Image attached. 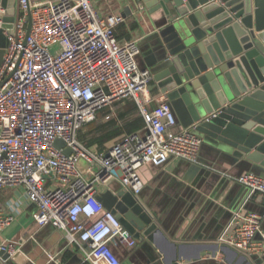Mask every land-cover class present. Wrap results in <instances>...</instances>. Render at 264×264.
<instances>
[{"label":"built area","instance_id":"2783aa9c","mask_svg":"<svg viewBox=\"0 0 264 264\" xmlns=\"http://www.w3.org/2000/svg\"><path fill=\"white\" fill-rule=\"evenodd\" d=\"M20 5L14 33H6L0 65V193L22 189L36 207L35 222L62 232L66 248L77 249L83 263L120 264L111 242L132 249L138 241L106 210L99 188L118 181L138 195L144 166L171 158L199 165L204 141L193 128L171 131L178 122L167 97L149 108L154 77L138 63L139 41L119 40L116 29L126 21L123 15L102 16L92 0H21ZM125 100L137 104L144 120L141 131L124 135L106 153L79 140L80 131L99 112ZM57 140L64 142L63 149L56 148ZM67 148L70 156L64 153ZM227 176L248 195L218 243L260 256L262 217L246 205L257 196L264 199V178L252 173ZM14 221L13 214L0 210V232ZM2 252L13 257L16 243L0 240ZM49 257L55 261L54 255ZM6 263L0 256V264Z\"/></svg>","mask_w":264,"mask_h":264},{"label":"water","instance_id":"95a60500","mask_svg":"<svg viewBox=\"0 0 264 264\" xmlns=\"http://www.w3.org/2000/svg\"><path fill=\"white\" fill-rule=\"evenodd\" d=\"M20 2L2 0L0 65L8 44L6 33H14L21 15ZM138 3L146 4L151 14L160 13L157 47L147 67L181 131L194 128L216 151L219 164L264 178V0ZM28 22L29 33L30 12ZM216 112L220 113L212 117ZM55 146L63 149L65 144L57 140ZM64 153L70 156L72 150ZM139 196L121 188L99 195V200L138 242L153 245L164 264L198 263L208 252L214 257L223 254L225 264H262L225 245L171 241L158 216ZM0 256L7 264L12 261L7 253Z\"/></svg>","mask_w":264,"mask_h":264},{"label":"crops","instance_id":"0c3cea01","mask_svg":"<svg viewBox=\"0 0 264 264\" xmlns=\"http://www.w3.org/2000/svg\"><path fill=\"white\" fill-rule=\"evenodd\" d=\"M92 1L102 16L115 14L126 18L117 27L116 34L121 42L139 41L138 63L141 68L149 69L147 63L154 55L156 35L160 32L157 25L161 21L160 13L151 14V9L144 3L139 4L138 0ZM149 94L153 99L149 106L151 110L156 108L159 101L166 99L155 81L149 87ZM137 108L133 100H125L99 112L96 120L80 131L79 140L87 145L91 140L103 138L101 144H94L90 148L106 153L121 137L128 134L129 124L138 114ZM180 127L177 124L171 131L178 133ZM116 132L119 133L116 137L105 139ZM219 163L213 147L203 143L199 153L200 167L171 158L162 165L150 164L140 170L144 187L138 194L139 199L158 216L171 241L219 244L218 239L233 211L243 204L248 195L245 187L227 176L238 177L246 172ZM121 188L118 181H112L107 187L101 186L99 194L117 192ZM0 210L15 217V221L0 232V240L16 243L17 253L10 264H87L83 263V257L77 249L66 248L62 232L52 225L39 226L35 222L36 207L28 203L22 189L2 191ZM246 210L259 213L264 230V200L260 196L254 197L247 203ZM257 240L260 241L261 237L258 236ZM110 246L120 259V264H164L158 258L159 252L147 241L138 242L132 249L125 248L117 240L112 241ZM49 254L54 255L55 261H50ZM245 256L250 262L259 260L264 264V251L260 256ZM224 258L221 253L214 257L213 252H208L202 255L200 262L194 264H225Z\"/></svg>","mask_w":264,"mask_h":264},{"label":"trees","instance_id":"16d2710c","mask_svg":"<svg viewBox=\"0 0 264 264\" xmlns=\"http://www.w3.org/2000/svg\"><path fill=\"white\" fill-rule=\"evenodd\" d=\"M116 31H117V30H116ZM116 33H117V32H116ZM137 113H138V114L136 115V117H135V119L133 120V122L129 124V128H128V131H127L128 134H130V133H134V132H136V131H138V130H140V129H142V128L144 127V120H143V118L140 116L138 108H137ZM118 134H119L118 132L113 133V135H110V136H108V137L105 138V139L108 140V139H110V138H114V137H116ZM102 140H103V138H100V139H97V140H91V141H89V142L86 143V144H87L86 146L91 147V146H93L94 144H101V143H102Z\"/></svg>","mask_w":264,"mask_h":264}]
</instances>
